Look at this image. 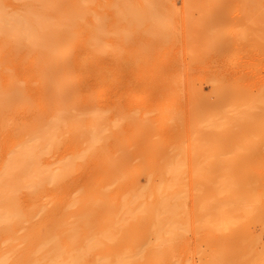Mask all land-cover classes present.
Instances as JSON below:
<instances>
[{
	"label": "rangeland",
	"instance_id": "374dc122",
	"mask_svg": "<svg viewBox=\"0 0 264 264\" xmlns=\"http://www.w3.org/2000/svg\"><path fill=\"white\" fill-rule=\"evenodd\" d=\"M48 1L0 0L70 21L59 53L0 35V167L45 134L35 166L63 174L34 187L17 170L0 264H264V0ZM165 186L171 246L148 228Z\"/></svg>",
	"mask_w": 264,
	"mask_h": 264
},
{
	"label": "bare ground",
	"instance_id": "6f19581e",
	"mask_svg": "<svg viewBox=\"0 0 264 264\" xmlns=\"http://www.w3.org/2000/svg\"><path fill=\"white\" fill-rule=\"evenodd\" d=\"M89 1H91V0H89ZM29 2L41 3V4L38 3L39 5L37 4L39 7H41V9H42V7L45 9L46 7L52 5V4L48 3L49 2L48 0H29ZM124 2H125V4H128L126 2H129V1L123 0L122 4ZM35 5H36V3H35ZM40 5H42V6H40ZM38 6H36V7H38ZM52 6H55V5H52ZM52 6H50V7H52ZM128 6L131 7V5H129V4H128ZM132 8H133V6H132ZM36 9L39 11L38 8H36ZM50 9H52V8H50ZM73 9L74 10L72 13L67 12L66 16H64L66 20H67L66 17H70V18L76 17L78 15V11H80L78 9H81V8H78V9L73 8ZM46 12H48V11H46ZM24 13H25V16H23V17L13 16V18L12 17L10 18V16L9 17L7 16L5 11L3 10V7L0 5V32H2V33H0V35H4L3 33H5V34H8L14 40H18V41H22V42L23 41H30V42L32 41V42H35L39 45L40 44H42L44 46L46 45V46L51 47V48H49V50L52 51L53 53H59L60 49H58V47H60L59 46L60 44L57 46V41H56L57 39H59L57 36L59 35L60 31H58V30L62 31L64 26L66 28L65 24H67L70 21H67V23H62L64 26H60V25H58L60 22V20H58V19L57 20L59 22H57V20L54 22L53 19H50L52 21H48L49 19L47 18V15L45 12H42V11L36 12V11L32 10V12H24ZM27 13H30V14H27ZM73 13H74V15H73ZM20 16H22V15H20ZM96 21H98V20H96ZM71 22H72V20H71ZM98 22L100 23V20ZM59 26L61 29L59 28ZM95 26H97V25H95ZM67 27H69V26H67ZM96 28L98 31L99 28H101V26L99 25V28L98 27H96ZM57 31L59 33H57ZM101 31H103V30L101 29ZM96 34L97 33H95V35ZM55 37H56V39H54ZM93 40H94V38H93ZM36 46H38V45H36ZM35 47H33V48H35ZM39 47L42 48L43 46L40 45ZM37 49H39V48H37ZM44 49H48V48H44ZM51 49H53V50H51ZM16 97L17 96H15V98ZM0 102H2V101H0ZM3 109H5V108H3ZM60 124L61 123H59V125ZM37 132H39V131H37ZM41 133H43V132H41ZM44 135L43 134L40 135V140H36V138L34 137L35 138L34 139L35 141L33 140L34 142H32V140H31V142H30V140H25V141L21 142V145L20 146L18 145V147H20L19 150L17 152H14L4 163H2V165L0 167V200L4 199L6 201V205L3 206V208L0 207V226L5 225V224H9V223L13 224V222L18 223L21 220V212H20L21 208L19 209V207L17 205L18 201H16V195H17L16 193L19 189L23 190L25 188V186L27 185L28 181H26L24 177L23 178L19 177V173L17 172L18 169H21V171L23 170V168L29 169V172L27 175L30 178V180H29L30 183L34 187L40 186L44 182H58L63 175L62 173H58L59 171L57 173H52V172L47 173L45 170H39L38 171V169L35 166L38 155H41L44 150L49 149V147L54 143L50 137L45 138ZM28 139H31V138L29 137ZM99 139H100V132H96L93 134V136H91L88 139V141L90 144H94ZM72 161H70V162H72ZM67 164H69V163H67ZM71 166L72 165H70V167ZM172 171H174V173H173L174 176L178 172L177 169L176 170L172 169ZM64 172H66V171H64ZM169 174H171V173L169 172ZM26 179H28V178H26ZM172 185L170 184L169 186H172ZM28 186H29V184H28ZM169 186L163 187V189L165 191L169 192V196L167 198H163V199L160 196V198L158 200H156L157 202L154 205L149 207L148 212L150 213L149 214L150 219H148L149 220L148 221V224H149L148 228H149V231L152 234H154L155 237H157V239H159L160 242L163 241L164 244H166V242H167V245L171 246L172 241L175 239L174 236L177 235L176 233L178 232V228L179 229L181 228V226L179 227L180 224H179L177 218L180 217L178 214H179L182 207H181L180 202L177 200V194H179L180 192L177 193L178 192L177 190H175L176 192L172 191L171 190L172 187H169ZM158 187H160V185ZM30 192H32V191H30ZM178 196L180 197V195H178ZM181 197H184V196H181ZM129 202L127 204L131 205V204H129ZM182 203H183V201H182ZM70 205H72V204H70ZM125 207H128V206H125ZM145 207H146V205L144 206L143 209H145ZM39 208L40 207H38V209ZM144 211H147V209ZM185 211H183V212H185ZM177 215L179 217H177ZM185 228H187V227H185ZM179 231H181V230H179ZM179 235L181 236V232L179 233ZM166 236H168V237H166ZM105 238H107V237H105ZM177 239H179V238H177ZM98 241H99L98 239H93L92 241H90L89 245H88V249L95 248L96 245L98 244ZM154 242H157V241H154ZM158 246L159 245H156L157 248L160 247V246L159 247ZM154 249H156V248H154ZM158 252L160 253V251H158ZM84 253H85L84 251H82L81 253H77L74 256L73 263H75L76 261L83 260ZM160 256L161 255L159 254V257ZM126 262H127V260L126 259L124 260V258L119 259V264H126Z\"/></svg>",
	"mask_w": 264,
	"mask_h": 264
}]
</instances>
